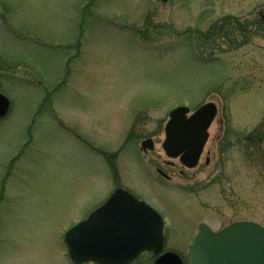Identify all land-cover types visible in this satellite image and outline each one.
<instances>
[{"label":"rangeland","instance_id":"obj_1","mask_svg":"<svg viewBox=\"0 0 264 264\" xmlns=\"http://www.w3.org/2000/svg\"><path fill=\"white\" fill-rule=\"evenodd\" d=\"M263 20L264 0H0V264H72L65 235L117 189L163 215L184 264L202 223L264 226V143L246 141L264 137ZM207 103L221 178L162 149L170 112Z\"/></svg>","mask_w":264,"mask_h":264},{"label":"water","instance_id":"obj_2","mask_svg":"<svg viewBox=\"0 0 264 264\" xmlns=\"http://www.w3.org/2000/svg\"><path fill=\"white\" fill-rule=\"evenodd\" d=\"M10 101L0 93V120L10 111ZM218 109L204 105L190 118V109L170 114L163 149L169 158H180L194 168L209 139L208 130ZM144 150H153L151 141ZM162 217L124 190L90 217L72 228L64 242L74 264H131L145 252L160 256L164 248ZM155 264H184L175 253H166ZM190 264H264V228L254 223L234 224L220 233L201 225L192 248Z\"/></svg>","mask_w":264,"mask_h":264},{"label":"flooded vegetation","instance_id":"obj_3","mask_svg":"<svg viewBox=\"0 0 264 264\" xmlns=\"http://www.w3.org/2000/svg\"><path fill=\"white\" fill-rule=\"evenodd\" d=\"M156 2H158L159 4L160 3H163V4H167V2H168V0H156ZM210 139V138H209ZM151 140H153V139H151ZM247 143L248 144H250V145H255V146H259V144H263L264 142V137L262 136V135H257V137L256 138H254L253 136H248L247 137ZM153 142H154V140H153ZM254 143V144H253ZM154 144H155V142H154ZM250 145H247V148L249 149L250 147H252V146H250ZM207 146V145H206ZM249 146V147H248ZM261 150H262V148H261ZM205 151H206V147H205V149H204V152H203V154H202V156H201V158H200V160H199V163H198V165L197 166H199L200 164H201V162L204 160V162H205V164L208 166V167H210V165H212V164H214V168H215V176H217V178H221V176H222V169H221V164H220V159H221V157L219 156V154L217 155L216 153H215V155H214V157L212 156V152L211 151H206V153H205ZM249 151V150H248ZM262 157H264V151H262ZM246 160H252L251 159V157H250V155H249V152L247 153V158H246ZM249 164V165H248ZM247 165H248V173H249V178H250V176L252 175V171H253V168L251 167V165H252V161L250 162V163H248ZM260 166L262 167V169H263V171H262V173H261V176L264 178V161L262 162V164H260ZM188 169V168H187ZM239 168L237 167V165H235V167H234V172H233V174H234V176H237L238 175V172H239ZM158 173H159V175H161L162 177H164L167 181H170V177L169 176H167L165 173H163L161 170H158ZM147 203V202H146ZM148 204V203H147ZM150 205V204H149ZM151 206V205H150ZM153 207V206H152ZM154 208V207H153ZM154 209H156V208H154ZM157 210V209H156ZM158 211V210H157ZM159 212V211H158ZM239 222H252V221H239ZM234 223H238V222H234ZM233 224V223H232ZM231 225V224H230ZM166 242H167V237H166Z\"/></svg>","mask_w":264,"mask_h":264}]
</instances>
